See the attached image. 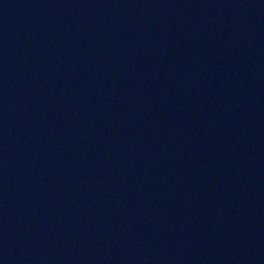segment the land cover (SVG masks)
<instances>
[{"label": "water", "instance_id": "obj_1", "mask_svg": "<svg viewBox=\"0 0 264 264\" xmlns=\"http://www.w3.org/2000/svg\"><path fill=\"white\" fill-rule=\"evenodd\" d=\"M0 264H264V0H0Z\"/></svg>", "mask_w": 264, "mask_h": 264}]
</instances>
